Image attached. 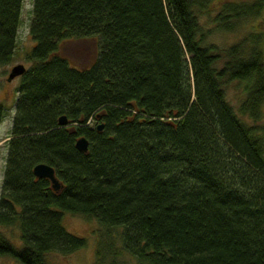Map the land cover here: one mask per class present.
I'll return each mask as SVG.
<instances>
[{
  "label": "trees",
  "instance_id": "16d2710c",
  "mask_svg": "<svg viewBox=\"0 0 264 264\" xmlns=\"http://www.w3.org/2000/svg\"><path fill=\"white\" fill-rule=\"evenodd\" d=\"M211 2L31 0L0 182V225H16L19 244L0 232V253L50 264L47 252L83 246L61 222L71 211L97 221L94 264H121L122 254L135 264H264V126L225 96L227 81L242 80L239 114L261 116L264 36L250 30L221 48L207 39L264 0H223L208 28L197 13ZM20 6L0 0V65L13 57ZM91 35L87 66L57 53L61 40ZM40 161L57 189L33 174Z\"/></svg>",
  "mask_w": 264,
  "mask_h": 264
},
{
  "label": "rangeland",
  "instance_id": "374dc122",
  "mask_svg": "<svg viewBox=\"0 0 264 264\" xmlns=\"http://www.w3.org/2000/svg\"><path fill=\"white\" fill-rule=\"evenodd\" d=\"M223 0H212L207 12L197 13L199 22L204 26L211 28L215 23L212 17L218 11L219 3ZM250 2L253 0H231ZM31 17V0H21L19 19L16 28L15 49L11 61L5 65H0V101L3 103L4 114L0 120V182L2 169L6 153L5 138L9 132L11 116L13 113V102L16 94L17 75L6 79L7 72L11 65L21 62L24 66L28 65L24 55L32 43L28 32V25ZM250 30L259 31L264 36V6L261 7L258 14L248 19H244L241 24L230 31L211 30L207 39L214 42L218 48L224 47ZM98 50V38L96 36L70 37L63 39L58 44L57 53L64 55L70 64L83 67L87 66L96 56ZM264 51V44H263ZM242 80L231 79L225 84V96L233 109L240 118H245L248 123H257L264 126V99L261 103V116L253 120L245 115L239 114L237 110L238 103L242 96ZM61 222L69 231L82 235L85 238L83 246L67 253L49 251L45 258L50 264H94L96 248V230L97 221L93 217H86L78 212L62 211ZM1 234L13 244H19L18 228L16 225H0ZM113 247H117V240H112ZM115 245V246H114ZM121 264H135L133 259L127 254H122ZM124 259V262H123ZM0 264H21L15 258L5 253H0ZM119 264V263H118Z\"/></svg>",
  "mask_w": 264,
  "mask_h": 264
},
{
  "label": "water",
  "instance_id": "95a60500",
  "mask_svg": "<svg viewBox=\"0 0 264 264\" xmlns=\"http://www.w3.org/2000/svg\"><path fill=\"white\" fill-rule=\"evenodd\" d=\"M24 69V65L21 62H17L13 65H11V67L9 68V71L7 72V79H10L12 77H14L15 75H18L19 73H21ZM57 122L58 124H64L66 122V118L64 115H59L57 118ZM100 127V124H97V128ZM74 145L77 149L84 151L86 150L87 147V139L85 136L80 135L78 136L75 141H74ZM32 172L35 176L37 177H46L49 179L51 187L53 189H57L59 186V182L57 180V178L54 175V171H53V167L44 162V161H40V162H36L33 166H32Z\"/></svg>",
  "mask_w": 264,
  "mask_h": 264
}]
</instances>
